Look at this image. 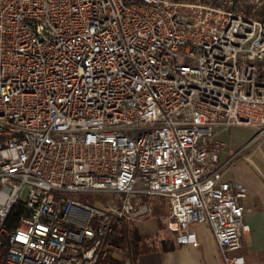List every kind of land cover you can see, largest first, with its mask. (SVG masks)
I'll return each mask as SVG.
<instances>
[{
    "label": "built area",
    "instance_id": "1",
    "mask_svg": "<svg viewBox=\"0 0 264 264\" xmlns=\"http://www.w3.org/2000/svg\"><path fill=\"white\" fill-rule=\"evenodd\" d=\"M239 1L0 0V264H132L109 236L155 197L180 245L207 225L244 264L246 188L214 140L264 135V0Z\"/></svg>",
    "mask_w": 264,
    "mask_h": 264
},
{
    "label": "crops",
    "instance_id": "2",
    "mask_svg": "<svg viewBox=\"0 0 264 264\" xmlns=\"http://www.w3.org/2000/svg\"><path fill=\"white\" fill-rule=\"evenodd\" d=\"M215 129L214 140L224 145L215 139L223 127ZM258 139L254 150L239 159L234 154L226 153L224 146L219 156L220 163L231 160L225 169L224 180L238 182L246 188V197L241 203L244 207V221L249 226L250 242H243L239 251L244 264H264V136ZM157 210L163 218L162 224L152 228L145 220L136 223L137 235L141 239L136 264H223L207 225H190L188 228L195 234L198 243L196 248L180 245L176 236L163 228L169 217L168 205L159 206ZM159 230H163L164 235H159Z\"/></svg>",
    "mask_w": 264,
    "mask_h": 264
},
{
    "label": "rangeland",
    "instance_id": "3",
    "mask_svg": "<svg viewBox=\"0 0 264 264\" xmlns=\"http://www.w3.org/2000/svg\"><path fill=\"white\" fill-rule=\"evenodd\" d=\"M242 2L243 0H240L238 3H236L235 5L236 9L240 11H244L245 8ZM255 135L256 132L251 128L245 126H231V127H223V130L217 137H215V139L217 138L218 140L224 143V151L226 153L229 152L231 154H234L235 157L239 159L240 157L246 155L248 152L250 153L251 151H253L254 146H256L255 142H257V139L258 138L260 139L261 136H264V135H259L256 138H254ZM252 138L254 139L251 142H249ZM76 198L84 203L94 206H102L104 202L113 200L112 196L106 194H80ZM144 201L148 202L151 205V209H152L150 215L145 219L148 225L151 226L152 228H155L160 223L162 224L163 218L161 217L157 208L159 206L166 207L168 205V200L161 197L160 198L155 197L150 199L145 198ZM137 224L132 223V225H130L131 227L134 228L133 230L134 233H137V228H136ZM161 227L162 226H160V229ZM159 231H160L159 235H164L163 230H159Z\"/></svg>",
    "mask_w": 264,
    "mask_h": 264
},
{
    "label": "trees",
    "instance_id": "4",
    "mask_svg": "<svg viewBox=\"0 0 264 264\" xmlns=\"http://www.w3.org/2000/svg\"><path fill=\"white\" fill-rule=\"evenodd\" d=\"M130 225L132 224H119L117 227L114 228L112 234L109 236V239L117 245L126 247V255L131 259L132 264H136L141 239L138 237L137 233L133 232L134 228ZM110 264L120 263L115 260H112Z\"/></svg>",
    "mask_w": 264,
    "mask_h": 264
}]
</instances>
